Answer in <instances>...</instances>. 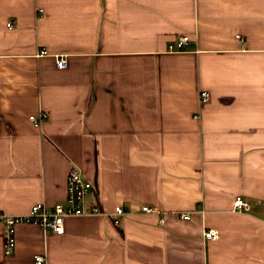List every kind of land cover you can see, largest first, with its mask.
<instances>
[{"label": "crops", "instance_id": "1", "mask_svg": "<svg viewBox=\"0 0 264 264\" xmlns=\"http://www.w3.org/2000/svg\"><path fill=\"white\" fill-rule=\"evenodd\" d=\"M70 166L102 213L7 255L1 222L0 264H264V0H0V214L65 203Z\"/></svg>", "mask_w": 264, "mask_h": 264}, {"label": "built area", "instance_id": "2", "mask_svg": "<svg viewBox=\"0 0 264 264\" xmlns=\"http://www.w3.org/2000/svg\"><path fill=\"white\" fill-rule=\"evenodd\" d=\"M9 26L12 23H8ZM241 37V35H239ZM191 36L186 34L180 36L177 42H171L169 44V49L175 48L177 46L180 49L186 47V45L191 41ZM42 54H46L47 51L43 49ZM68 64V59L65 55H58L56 58V66L60 68H66ZM210 93L208 91H201L200 93V102L208 100ZM48 113H42L40 116L31 115L32 119L36 125L40 124L42 120L47 117ZM68 191H67V200L65 203H58L53 206L46 205L44 203H36L30 210L28 214H23L20 216H12L7 214H0V223L5 222L7 227V233L5 237V254H11L14 252L16 247V237H15V224L20 221H30L35 222L38 225L42 226L44 230L52 229L58 234H63L65 231L64 221L66 217L77 216V215H91V214H100L102 209L99 208L97 204L89 205L87 203V196L90 193L91 187L93 186L92 181H87L82 171L78 167L70 166L68 172ZM250 204L242 196H238L235 201V209L238 210H248ZM143 210L153 212V207H143ZM125 208L123 206H117L116 214L117 217L120 215L126 214ZM185 219H189V215L183 216ZM205 238L217 239L219 238L218 232L214 228H208L204 232ZM37 264H44L46 262V257L38 254L36 255Z\"/></svg>", "mask_w": 264, "mask_h": 264}]
</instances>
